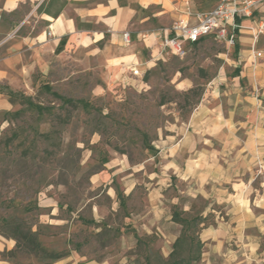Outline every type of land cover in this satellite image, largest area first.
Masks as SVG:
<instances>
[{
  "label": "rangeland",
  "instance_id": "obj_1",
  "mask_svg": "<svg viewBox=\"0 0 264 264\" xmlns=\"http://www.w3.org/2000/svg\"><path fill=\"white\" fill-rule=\"evenodd\" d=\"M104 33L98 42H60L48 58L47 72L26 88L13 91L0 83V94L9 100L10 92L18 100L0 109V230L11 235L7 224L16 223L36 233L49 252L115 261L127 256L133 263L134 249H126V240L132 245L136 230L149 235L143 225L149 227L157 218L160 225L150 234L160 236L155 249L167 257L172 248L168 239L181 229L171 223L174 205L203 212L209 225L216 222L211 210L221 211L224 205L194 197L193 183L170 181L158 158L159 142L176 132L179 137L189 134L204 98L254 92L243 75L249 58L236 47L206 39L190 46L185 57L167 55L153 66L145 41L133 40L129 55L138 54L148 79L126 73L132 80L124 85L112 65L127 47L111 43ZM57 116L70 118L69 123H60ZM239 139H247L246 131L239 132ZM98 174L104 179L97 181ZM154 188L158 214L148 205ZM13 261L49 263L25 248Z\"/></svg>",
  "mask_w": 264,
  "mask_h": 264
},
{
  "label": "crops",
  "instance_id": "obj_2",
  "mask_svg": "<svg viewBox=\"0 0 264 264\" xmlns=\"http://www.w3.org/2000/svg\"><path fill=\"white\" fill-rule=\"evenodd\" d=\"M45 1L49 0H0V83L4 82L13 91L26 88L35 76L47 72L48 58L60 42H98L106 38L104 31L109 33L111 43L127 47L115 59L112 72L122 76V84L130 85L128 68L142 64L136 52L129 55L128 47L133 40L145 41L153 58L150 65L163 60L155 59L153 38L144 37L161 27H169L176 18V7L185 0H66L58 18L38 11ZM192 1L200 11L210 10L218 3L217 0ZM259 18L257 15L255 20H243L244 29L237 37V52L249 58L244 67L246 73H240L248 78L255 91L248 96L204 98L192 117L194 129L190 126L189 134L182 137L177 132L162 137L157 147L162 170L170 174V181L193 183L194 197L224 205L221 211L211 210L216 222L201 231L204 264H264L261 246L264 242V54L260 59L253 52L254 48L264 52V35L253 41V28ZM99 26L105 30L100 31ZM125 33H131L130 45L123 40ZM2 107H12L4 94H0ZM242 130L247 134L244 141L239 139ZM95 178L104 179L102 174ZM134 187L128 189L129 194ZM150 191L149 208L158 214V193L155 188ZM154 220L149 227L143 225L146 234L150 235L159 223L157 218ZM156 229L167 236L160 226ZM135 234L140 235L136 230L132 245L126 240L127 250L135 247ZM178 237L168 239L170 248ZM15 249L13 239L0 235V253ZM126 249H122L124 253ZM171 251L172 248L166 255ZM0 264L17 263L0 255ZM58 264L132 263L126 256L118 261L114 257L99 260L73 252Z\"/></svg>",
  "mask_w": 264,
  "mask_h": 264
},
{
  "label": "built area",
  "instance_id": "obj_3",
  "mask_svg": "<svg viewBox=\"0 0 264 264\" xmlns=\"http://www.w3.org/2000/svg\"><path fill=\"white\" fill-rule=\"evenodd\" d=\"M216 7L210 10H198L192 0L183 1L176 7V18L169 27H161L145 35V39L153 38L157 50L155 59L165 56L183 58L190 46H195L206 39L225 45L228 49L236 46L237 37L244 29L242 21L245 19L259 20L253 28L254 43L264 35V0H217ZM123 40L126 45L131 44V33H125ZM256 58L263 56V52L253 49ZM128 72L134 78L144 80V72L139 65H131Z\"/></svg>",
  "mask_w": 264,
  "mask_h": 264
},
{
  "label": "trees",
  "instance_id": "obj_4",
  "mask_svg": "<svg viewBox=\"0 0 264 264\" xmlns=\"http://www.w3.org/2000/svg\"><path fill=\"white\" fill-rule=\"evenodd\" d=\"M66 0H49L43 2L38 9L40 13H47L53 18H58L60 13L66 7ZM82 27L79 24V28ZM236 51L239 49V44L236 43ZM148 76L144 78L147 81ZM7 89V87H5ZM192 93H196L200 96L202 93L192 89ZM9 102L12 105L17 104V99L13 94L8 92ZM189 103V100H187ZM164 104V103H162ZM73 106V110L77 107L75 103H69ZM60 123H69L70 118L62 120L61 116H57ZM172 221L181 226L179 237L172 245L171 253L166 257L163 256L160 249H155V245L159 242V235L152 233L150 235L135 234L136 242L134 249V256L132 264H200L203 256L204 243L201 239V231L208 227V218L203 216V212L194 213L193 210L186 211L180 207V205H174L171 216ZM8 227H12L9 235L3 230H0V235L4 238L13 239L16 242V249L0 253L1 257L5 260L13 261L21 248H25L27 251L36 253L37 255L49 261L48 264H54L65 257L69 256L67 252L47 251L40 243L39 237L36 233L31 231H25L19 224H7ZM6 226V227H7ZM127 257V256H126ZM129 257V256H128Z\"/></svg>",
  "mask_w": 264,
  "mask_h": 264
}]
</instances>
